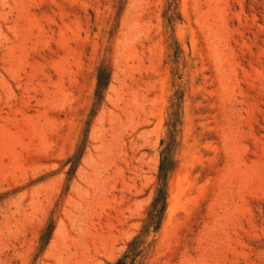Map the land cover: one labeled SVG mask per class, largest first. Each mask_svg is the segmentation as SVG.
I'll list each match as a JSON object with an SVG mask.
<instances>
[{
  "label": "rangeland",
  "instance_id": "374dc122",
  "mask_svg": "<svg viewBox=\"0 0 264 264\" xmlns=\"http://www.w3.org/2000/svg\"><path fill=\"white\" fill-rule=\"evenodd\" d=\"M175 113L138 264H264V0H0V264H113Z\"/></svg>",
  "mask_w": 264,
  "mask_h": 264
},
{
  "label": "trees",
  "instance_id": "16d2710c",
  "mask_svg": "<svg viewBox=\"0 0 264 264\" xmlns=\"http://www.w3.org/2000/svg\"><path fill=\"white\" fill-rule=\"evenodd\" d=\"M111 72L107 66H102L98 72L96 98L101 103L105 91L110 83ZM179 122L178 113L172 121V132L168 141L163 140L156 194L151 203L147 218L142 230L128 244L125 252L113 264H138L147 251L146 236L151 232H157L162 224L168 203V183L171 173L176 167L175 153L177 149L176 127Z\"/></svg>",
  "mask_w": 264,
  "mask_h": 264
}]
</instances>
